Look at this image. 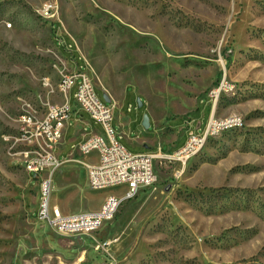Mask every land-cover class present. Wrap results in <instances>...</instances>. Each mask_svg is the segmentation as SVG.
Returning a JSON list of instances; mask_svg holds the SVG:
<instances>
[{"label": "rangeland", "instance_id": "obj_1", "mask_svg": "<svg viewBox=\"0 0 264 264\" xmlns=\"http://www.w3.org/2000/svg\"><path fill=\"white\" fill-rule=\"evenodd\" d=\"M77 72L92 77L133 154L202 137L208 95L224 81L234 89L215 118L244 127L210 139L185 168L158 162L156 183L96 232L62 235L39 217L42 180L70 215L126 191L93 190L80 166H65L83 156L73 127L58 168L26 169L47 148L22 140L20 118L66 104L59 82ZM0 264H264V0H0Z\"/></svg>", "mask_w": 264, "mask_h": 264}, {"label": "built area", "instance_id": "obj_2", "mask_svg": "<svg viewBox=\"0 0 264 264\" xmlns=\"http://www.w3.org/2000/svg\"><path fill=\"white\" fill-rule=\"evenodd\" d=\"M58 87L60 94L67 100L66 104L50 107L44 119L37 120L30 116L20 118L19 131L22 140L28 144L33 141L42 142L47 148V151L27 162V171L37 177L47 169L58 168L60 160L55 151L59 141L74 115H86L102 130L93 133L79 146V151L84 155L94 152L99 155L98 165L90 167L88 171L89 186L93 190L126 189L121 196H110L99 211L66 216L58 207L51 206V179L42 180L39 217L62 235L96 232L103 224L114 219L125 202L135 199L139 192L156 183L158 162H174L185 168L201 153L210 139L244 127V121L240 116L219 120L213 115L202 137L196 133L190 135L187 143L172 153H163L159 150L154 154H133L121 144L120 132L113 125L115 118L111 105H106L100 99L89 74L77 72L66 75L60 80ZM233 89V86L224 81L218 88L210 91L208 99L216 108L221 96ZM74 90L73 105L71 94Z\"/></svg>", "mask_w": 264, "mask_h": 264}, {"label": "crops", "instance_id": "obj_3", "mask_svg": "<svg viewBox=\"0 0 264 264\" xmlns=\"http://www.w3.org/2000/svg\"><path fill=\"white\" fill-rule=\"evenodd\" d=\"M214 113H215V106H214V104H213V109H212V114L210 115V118L214 115ZM209 118V119H210ZM90 123H91V121H90V119L86 116V115H81V116H79V115H74L73 117H72V119H71V121H70V124H69V126H68V128H67V130H66V132H65V134H67V132H68V130H69V128L70 127H73L74 129H76V130H79V133H78V135L74 138V139H76L75 141L77 142L80 138H82V140L81 141H79L80 142V144H79V146L84 142V140L86 139V138H88V137H90L93 133H98L99 132V130H98V128H99V126H95V125H93V127L90 125ZM114 123V122H113ZM115 127V129L118 131V132H120V127L118 128V127H116V126H114ZM87 129H90V132H86L85 130H87ZM87 133V135H86V133ZM79 134H81V135H79ZM79 136V137H78ZM65 138H66V136H65ZM132 140V138L129 136L128 137V140H126L127 141V144L129 145V146H131V141ZM120 142H121V144L122 145H124L128 150H129V147H128V145H126L123 141H122V139H120ZM131 143V144H130ZM64 144H65V149L62 151V153L68 148V146H72V140H70V141H68V142H65V139H64ZM132 147V146H131ZM130 151V150H129ZM131 152V151H130ZM61 153V154H62ZM69 153V152H68ZM132 153V152H131ZM61 154H59V152H58V155H59V158H60V155ZM83 156H81V157H79L78 159H72L73 160V163L71 162V159L69 158L68 159V157H69V155L67 154L66 156V158H67V160H66V163H65V166H68V165H70V164H77L78 166H80L81 168H82V171H81V173L83 172V175H81V173H80V176H81V179L82 180H84V182H85V184L87 185H89V182H88V171H89V168L90 167H92V166H97L98 165V163H99V155H98V153L97 152H94V153H92V154H89V155H84V154H82ZM82 157H84V158H86V157H89L90 158V162L89 163H86L85 161H82ZM76 161V162H75ZM78 161L79 162H81V163H84L85 164V167H83V165H81V164H79L78 163ZM103 206V204L100 206V208ZM100 208L98 209V210H95V211H99L100 210ZM95 211H89V212H95ZM63 213V212H62ZM64 214V213H63ZM64 215H66V216H70V214H64ZM75 215V214H74Z\"/></svg>", "mask_w": 264, "mask_h": 264}, {"label": "water", "instance_id": "obj_4", "mask_svg": "<svg viewBox=\"0 0 264 264\" xmlns=\"http://www.w3.org/2000/svg\"><path fill=\"white\" fill-rule=\"evenodd\" d=\"M104 100L107 104H110L111 103V100L109 99V97L107 95H104ZM139 107H142V102L141 100H139ZM150 118L148 115H145L144 116V120H143V127L146 129V130H149L150 129Z\"/></svg>", "mask_w": 264, "mask_h": 264}]
</instances>
